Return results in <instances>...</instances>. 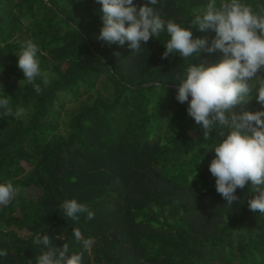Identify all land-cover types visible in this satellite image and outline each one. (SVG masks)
Segmentation results:
<instances>
[{
	"label": "trees",
	"instance_id": "1",
	"mask_svg": "<svg viewBox=\"0 0 264 264\" xmlns=\"http://www.w3.org/2000/svg\"><path fill=\"white\" fill-rule=\"evenodd\" d=\"M242 2L264 8V0ZM207 3L160 0L155 7L211 45L215 32L191 25ZM100 9L96 0H0V97H10L13 113H28L16 118L0 109V183L20 189L0 207V250L8 252L0 264H36L37 233L83 252V264H264V214L248 208L250 182L229 207L209 171L213 141L176 99L175 75L188 62L162 58L166 32L139 53L127 42L99 40ZM27 39L51 74L47 86L37 77L39 94L20 84L15 54ZM222 58L219 50L201 51L191 63ZM261 107L253 93L233 111ZM72 198L94 219L65 217L59 205ZM74 228L95 239L91 250L75 241Z\"/></svg>",
	"mask_w": 264,
	"mask_h": 264
},
{
	"label": "clouds",
	"instance_id": "2",
	"mask_svg": "<svg viewBox=\"0 0 264 264\" xmlns=\"http://www.w3.org/2000/svg\"><path fill=\"white\" fill-rule=\"evenodd\" d=\"M96 2L101 5L103 22L98 39L108 45L123 46L127 42L133 52L139 53L151 38L167 33L169 38L164 43L166 50L162 58L178 54L188 62L183 72L175 75L179 81L176 99L181 104L187 102V113L203 130V139L213 141L208 146L215 153L209 171L215 178L216 192L232 207L241 200L237 189L243 190L250 182L248 208L264 214V8L256 12L242 0H219V4L217 0H208L203 9L195 10L191 25L200 31L215 32L209 45L206 38H193L190 27L162 19L155 7L160 0H145L140 6L133 0ZM217 50L223 53L218 63H191L201 51ZM39 52L38 45L27 39L19 41V51L15 54L17 67L24 76L20 84L33 85L38 94L42 88L36 83L37 77L47 86L51 75L41 69ZM253 93L262 106L260 110L240 114L233 111L251 101ZM0 109L3 115L16 118L28 114L23 107L13 113L9 96L0 97ZM214 130L216 139L212 137ZM19 192L11 181L0 183V206L7 207ZM59 208L73 221L85 213L88 220L95 216L87 204L75 198L64 200ZM72 234L84 251L91 250L94 238H85L79 228H74ZM32 243L42 246L36 264H83V252H70L68 243L56 247L48 234L37 233ZM7 255V250H0V257Z\"/></svg>",
	"mask_w": 264,
	"mask_h": 264
},
{
	"label": "rangeland",
	"instance_id": "3",
	"mask_svg": "<svg viewBox=\"0 0 264 264\" xmlns=\"http://www.w3.org/2000/svg\"><path fill=\"white\" fill-rule=\"evenodd\" d=\"M1 207V206H0Z\"/></svg>",
	"mask_w": 264,
	"mask_h": 264
}]
</instances>
